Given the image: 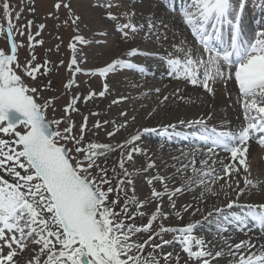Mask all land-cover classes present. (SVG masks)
Wrapping results in <instances>:
<instances>
[{
    "label": "snow or ice",
    "instance_id": "6c2138e0",
    "mask_svg": "<svg viewBox=\"0 0 264 264\" xmlns=\"http://www.w3.org/2000/svg\"><path fill=\"white\" fill-rule=\"evenodd\" d=\"M129 2L144 4V0ZM156 2L162 11L159 17L155 11H148L143 22L137 24L132 22L135 11L125 12L127 21L116 28L124 42L139 37L153 48L131 47L116 53L103 66L85 72L81 61L88 60L85 48L90 42L79 34L68 46L73 53L68 69L103 77L98 92L101 98L111 94L109 76L131 70L144 77L145 83L148 77H155L157 73L145 63L150 60L164 66L162 75L182 81L185 87L200 88L212 99L218 86L227 89L232 83L236 93L232 106L240 110L238 124L227 120L210 124L215 116L210 111L159 128L142 127L123 142L86 139L93 129V136L104 129L112 141L136 116L121 111V123L97 121L91 129L84 116L77 128L72 113L79 111L81 97L73 95L63 115L49 119V110L57 111L55 97L43 95L52 90L51 81L41 85L37 80L50 75L52 68L48 60L36 63L34 54L36 44H43L36 37L46 25H37L35 34L31 32L34 20L18 27L23 6L14 11L9 0H3L0 37L7 49L0 48V264H264V243L235 242L233 237L234 232H244L250 224L264 228V203H241L242 197H264V182L250 178L251 144L264 147V28L251 36L244 30L243 14L252 0H184L179 10H169L164 0ZM124 6L113 0H96L93 4L105 10V18L114 21L120 16L110 9ZM255 6L264 12V0H258ZM61 7L69 10L71 22L79 31L80 17L71 3L58 0L54 8L58 11ZM35 10L34 0H30L28 11L34 15ZM169 14L179 16L191 40L180 28L173 31L175 25L167 19ZM169 33L168 49L155 51L170 40ZM17 35L26 36L28 47L33 49L24 64L18 53L25 45L17 42ZM99 37L106 38L107 31L101 30ZM60 66H64L63 60ZM74 84L75 80L69 79L64 88L71 89ZM131 87L141 91L138 81ZM149 92H154L162 104L171 98L162 95L158 86ZM149 92L143 95L147 97ZM96 95L89 92L83 100L87 103ZM174 95L188 100L179 85ZM128 99L121 95L112 104ZM157 111L152 109L148 116ZM109 124L112 130H107ZM151 134L165 142L174 138L193 142L187 152L181 149L180 155L171 157L175 163L170 165L174 169L170 174H162L153 153L138 143ZM220 152L227 154L226 162L218 158ZM116 154L119 158L109 168V159ZM137 156L143 159L138 161ZM165 167L169 165L165 163ZM137 181L148 187L142 197L137 193ZM190 192L195 193L192 200L181 204L179 198ZM221 197L223 202L217 204ZM153 205L154 210L149 211ZM234 208L240 210L239 214L231 211ZM197 215L200 219H194ZM186 216L193 219L185 220ZM145 217L146 223L135 222ZM170 219L180 226H166L164 222ZM205 225L207 230L201 235ZM141 233L147 236L142 241L137 239ZM165 247L172 250L165 252Z\"/></svg>",
    "mask_w": 264,
    "mask_h": 264
},
{
    "label": "rangeland",
    "instance_id": "374dc122",
    "mask_svg": "<svg viewBox=\"0 0 264 264\" xmlns=\"http://www.w3.org/2000/svg\"><path fill=\"white\" fill-rule=\"evenodd\" d=\"M176 1H175V4H176ZM9 2L12 4L14 11L19 10L20 7L23 6V15L18 22V25H17L18 27L20 25L26 24L28 20H34L35 24L32 27L31 32L35 34V32L37 31V27H36L37 25L41 23L46 25L41 35L39 37H36L37 40H42L43 44L42 45L36 44L34 48V54L37 57L36 63L39 64V63H42L44 60H48L50 62L48 67L52 68V72L50 75L40 76L37 80V83L41 85L47 83L48 81H51L52 90L45 91L43 95L45 97H55V107L57 111L53 113L51 110H49L48 112L49 119L59 118L61 115H63L64 106L70 103L73 95H79L81 97L77 105L79 108V111L72 113V119L75 121L77 128L79 127L81 123H83L84 116L88 117V127L90 129L92 128V125L97 121H100L102 123L105 120H116L118 123H121L123 121V117H120L119 113L121 111H124L121 109V106H120L122 102L118 104H112V101L114 99H118V97H116V93L114 91H111L110 95H106L103 98L98 96V92L101 90L102 84L104 83V78L103 77H92L89 75H85L83 73L76 74V73L71 72L67 67L73 55L71 49L68 46L70 43L74 42L73 37L78 34L77 32H79L76 30V27L73 26L71 22V18L69 17V10L64 7H61L58 11L55 10L54 5L58 2V0H34V5H35L36 10H35V14L32 15L28 11V8L30 6V0H9ZM59 2L61 3L70 2L72 5V10L75 13V15L80 17L79 23L85 30L89 31L90 36L87 39L90 42V47L85 48V51L86 52L87 50H92L93 52L95 51L94 53H96V55L92 56L90 54L88 56V60L86 63L81 61V67L84 69V71L86 70L89 71L91 69H94L97 66H103V62H99V63L97 62V60L100 59L101 56L104 57V55H100L102 53L101 47L110 46L109 48L110 49L112 48L111 51H115L118 49V44H126L128 49L131 47H137V46L149 47L152 45L150 42L148 44H143L141 40L139 39V37H137L135 41H129L127 43L121 39L120 33L116 31V28L119 26V24H122L127 21V18L123 16L125 12H132L134 10L136 15L132 22L137 23V24L143 22L144 16L147 14L148 11H155V12L162 13L161 9L157 8V2L155 0H144L143 5L139 3L133 5L132 3L129 2V0H113L114 3H121L125 5L124 7H119V8L113 7L112 9H110L112 13L118 14L120 16L118 20L114 21V20H110L104 17V12H105L104 9L93 7V4L96 2V0H59ZM257 2L258 0H252V2L248 4L245 12H249V16L252 21L256 19V21L258 22L259 28H264V23L261 24V21H260V18L264 20V12L260 11V9L255 6ZM2 3H3V0H0V5H2ZM94 9L98 12L97 14L93 15L92 11ZM49 13H52L53 15L51 17H48ZM97 15L101 17L100 19L103 21V24H101L99 20L96 21L95 17H98ZM167 19L173 25H175V27L173 28L174 29L173 31H175L176 27H181L178 15L177 16L169 15ZM3 21H4V18H3L2 8H0V23H3ZM66 21L67 23H65ZM13 22L16 23L15 19L13 20ZM243 27H244V30L246 31V25H244ZM101 30L107 31L106 38L99 37V33ZM182 31L184 32L185 36H188V34L186 33V30L183 29ZM254 31H256L255 27H254ZM140 35L142 36L143 33H141ZM169 36H170V40L164 44L163 48H155L154 50L158 52H164L165 49H168L169 43H171V33H169ZM98 37L99 39H97ZM16 39L18 43H23L25 45L24 47H21L19 49V53H18L20 63L24 64L27 62V59L30 58V55L33 53V49L28 47V40L26 36L20 37L17 35ZM188 40H190L189 37H188ZM109 42H111V44H109ZM57 45L59 46L58 50H57ZM80 47L81 46L78 44V48ZM0 48L7 49V45L5 44V41L2 37H0ZM109 59H110V56L106 58V60H109ZM61 60L64 61V66H60ZM145 63L150 65L151 68H155L157 66L156 68L158 69L163 68L165 71L164 66L159 65L158 62L155 60L146 61ZM128 72L127 73L132 78V81L141 80V78L142 80L145 79L142 76L133 74L131 70H129ZM150 78L151 77H148L147 80ZM69 79H74L75 84L73 88L66 90L64 88V85L67 83ZM170 80L179 82L184 86V83L182 81H177L175 79H170ZM29 83H31V81H29ZM108 83H109V80H108ZM228 85L229 87H227V89H222L218 86L216 94L218 96H220L221 94L223 95V96L221 95L220 97H222V99L225 101V107L229 109V110L226 109V111L230 115H232L233 117L232 125L235 126L238 124L237 117L239 115L236 111L237 106H232L231 100L233 101L235 99L236 94H235L234 87L230 83ZM187 87L185 88L195 89L196 91L198 90L197 92H195L196 96L198 97L203 96V99H207V97L209 98V100L212 99L200 88H194L192 86L191 87L187 86ZM89 92H95L97 93V95L95 96V98L85 103L83 100V97L87 96ZM229 92L232 93L231 99L229 98ZM147 107L148 105L147 106H144L142 104L139 105L137 108L135 123L133 121L132 123L131 120L129 119L128 127L121 129L116 135L114 140L112 141L109 140L104 129L99 130L98 136H93V132L96 131L95 129H93L92 132H89L87 134L86 139L92 138L94 140H97L98 142H106V143L107 142H112V143L123 142L126 138H130V136L133 134V129H134L133 127H135L134 124L138 122V118H142L146 114V111L147 112L149 111L150 107H148V109ZM163 112H164L163 110L161 111L158 110L157 112L153 114V117H157L161 115ZM92 113H99V115H92ZM112 127L113 125L111 124L106 126L107 130H112ZM190 131L191 130L189 129L188 132ZM149 137L150 136H143L142 141H146V140L148 141L149 139L151 142L153 141V143L155 144L159 143L161 146L167 143L163 139L158 140V138H154L153 136H151L150 138ZM173 140H175L176 141L175 143L177 144H179L180 142V141H177L178 138H174ZM192 143H189V142L188 144L184 143L182 144V146L191 147ZM252 145L254 146V148L257 147L256 144L252 143ZM164 150L165 148L161 149V151L158 153L159 155L157 154L158 157L155 161L158 163L160 168L163 169V174L167 175V174H170L173 171V169L170 166L165 167V163H167L168 161H164ZM118 158H119L118 154H116V155H113L111 159H109V162H108L109 168L112 167V161ZM197 166L199 167L198 164ZM263 167H264V157H261L258 163L259 178L261 179L260 180L261 182H264V168ZM189 173H190V170H189ZM137 193L141 197L142 195L146 194L145 192H139V191H137ZM216 203L217 204L219 203L218 200L216 201ZM151 210H154V205H153V209H150L149 211ZM233 211L236 214H239L240 212L238 208H234ZM190 219H193V218L188 217V216L185 217V220H190ZM194 219H200V216L199 217L197 216ZM146 220H147V217L138 218L135 222L137 224H142V223H146ZM164 223L166 226H180V222L175 221L174 219H170L168 221H165ZM207 227L208 226L205 225L204 229L201 230L200 234L205 233V231L207 230ZM247 230L253 233V236L256 240H258L259 238L260 242L264 243V230L262 232L254 230V228L252 227V224L248 226ZM257 235L259 237H257ZM146 238H147L146 234H143V233L139 234V236L137 237V239L141 241ZM170 238H171L170 236H165V239H170ZM170 250L172 249L169 247H165L164 249L165 252L170 251Z\"/></svg>",
    "mask_w": 264,
    "mask_h": 264
},
{
    "label": "bare ground",
    "instance_id": "6f19581e",
    "mask_svg": "<svg viewBox=\"0 0 264 264\" xmlns=\"http://www.w3.org/2000/svg\"><path fill=\"white\" fill-rule=\"evenodd\" d=\"M175 1L176 0H172V3L175 4ZM97 12L98 11H96L94 9L92 11V14L93 15L97 14ZM156 14H157V17L162 15V13H160V12H156ZM97 16L98 17H95L96 21L99 20L101 22V24H103V21L100 19L101 17L99 15H97ZM246 20L247 19L245 18V16H243V18H242V21H244L243 26L246 25ZM79 27L80 28H79V32H77L78 33L77 35L82 34L86 38H88L90 36L89 31L85 30L81 26L80 23H79ZM177 28L182 29L181 27H176L175 31L177 30ZM187 38H188V36H187ZM109 44H111V42H109ZM109 47L108 46L101 47L102 54H100V55H104L105 58L103 56H101L100 59L97 58L98 63L103 62V65H104L105 62L109 61L111 58H113L116 55V53L122 52V51L128 49L126 44H118V49L115 51H111L112 48L110 49ZM152 47H153V45L149 46L148 48H152ZM91 51L92 50H87L89 55L91 53L95 52V51L94 52L93 51L91 52ZM99 52H100V50H99ZM109 56H110V59L106 60V58ZM156 67L152 68V70L155 71L157 73V75L155 77H151L150 79H148L147 83H145V79L142 80V78H141V80H137L141 84V91L140 92H137L135 89H133L131 87V84L134 81H132V78L128 74L129 73L128 71H127L128 73L125 72L124 74L117 75V76L116 75L115 76H109V78H108L111 91H114L116 93V97H119L121 95L130 97V99L123 101L120 105L122 110L129 112V117H131V115L136 116L137 108L141 104L144 106L148 105V107H150L149 111L148 112L146 111V114L142 118H138V122H136V124H134L135 127H133L134 128L133 134H135L137 130H139L140 128L145 127V126L159 128V126L161 124H167L169 122L175 123V122H177L178 119H194L200 115H206L210 111L215 113L214 119L210 122V124H218L224 120L231 121V123L233 122L232 115H230L226 111V109H228V108L225 107V101L222 99V97H220L222 94L220 96H218L216 94L215 99H211V100H209L208 97H207V99H203V96L198 97L195 94V92H197L198 90L196 91L195 89H186L181 83L176 82V81H171L167 76L162 75L165 72L163 68L158 69ZM178 85L180 86L181 93L186 94V96L188 98L187 101L179 100L174 95L175 89ZM153 86L161 87V94L162 95H169L171 97L170 100L168 102H166V104L160 103L159 100L157 99L156 95L154 94V92H149V90L152 89ZM227 87H229V85H227ZM187 88H189V87H187ZM230 91H231V89H230ZM144 92H149V95L147 97H145L143 95ZM231 102H232V100H231ZM148 107H147V109H148ZM152 109H158L160 111L163 110L164 112L157 117H153V115L151 117H149L148 113ZM133 122L135 123V121H133ZM181 130L188 132L189 129H181ZM145 136H150V137L153 136L154 138H158V140H160V139L164 140V138H162L156 134L145 135ZM177 141H180L179 144L175 143L176 142L175 140H172V141H169L162 146L159 143L155 144V143H153V141L151 142L149 139H148V141L147 140L146 141L141 140L138 143L141 146L145 147L146 149L150 150L153 153V159H155V160L157 159V157H158L157 154L161 151V149L165 148V150H164V161H168L167 164L170 166L172 163H175V161L171 160V157L180 155L181 149H183L185 152H187L188 149L190 148L189 146H182V144H184V143L188 144V142L192 143V141H184L181 139H178ZM168 144H170V145H168ZM253 144H255V143H253ZM250 152H251V155H250L251 177L250 178L253 179L257 183H260L261 179L259 178L258 163H259V159L261 157H264V150L258 146L254 148V146L251 144ZM199 158L200 157L197 156V160H199ZM218 158L221 160H224L225 162L227 161V155H225V154L219 153ZM136 159L139 161V160H142L143 158L137 156ZM183 162L188 163V160L183 159ZM157 165H158V163H157ZM217 167L219 168L220 165L217 164ZM158 168L161 171V173L163 174V169L160 168L159 165H158ZM173 171H174V169H173ZM220 183H223V181H220ZM157 187L159 188V185H157ZM136 189L139 192H145V193L148 192V187L146 186V184L143 181H137ZM194 195H195V193H191V192L185 193L183 196H181L179 198V202L181 204L189 202L192 200ZM218 202H219L218 204L222 203L223 197H221V199L218 200ZM241 203L242 204H245V203H253V204L264 203V197H262L260 195H255V196H250V197H242ZM165 204H167L166 200H165ZM197 216L199 217V215H197ZM203 234H205V233H203ZM203 234H201V235H203ZM233 237H234L235 242H239L240 240H252L253 242H260L259 238H258V240H256L253 236V233L249 232L247 229L244 232H239V231L234 232ZM257 237H259V236L257 235Z\"/></svg>",
    "mask_w": 264,
    "mask_h": 264
}]
</instances>
